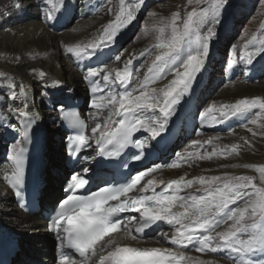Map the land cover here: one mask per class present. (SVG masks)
Wrapping results in <instances>:
<instances>
[{
    "label": "snow or ice",
    "instance_id": "1",
    "mask_svg": "<svg viewBox=\"0 0 264 264\" xmlns=\"http://www.w3.org/2000/svg\"><path fill=\"white\" fill-rule=\"evenodd\" d=\"M41 3L45 22L56 21L68 6L67 0ZM259 3L264 7V0ZM145 4L146 0H119L117 8L107 9L114 19L101 25L92 39L61 45L78 65L97 59L95 67L84 65L81 69L83 79L90 85L91 111L87 120L79 112L66 111L64 106L60 109L62 120L72 130L64 148L70 157L82 163L118 162L128 168L131 162L147 159L152 142L163 137L177 106L204 71L212 41L218 35L216 25L222 23L221 16L231 6V0H187L183 12L177 10L169 19L161 18L151 28H144L145 35L155 33V43L123 61L122 69L109 68L99 59L100 55L134 22ZM10 6L20 12L26 4L24 0H10ZM189 6L191 10H187ZM0 14V18L11 15L6 9H0ZM148 15L154 17L156 13ZM204 28L207 30L202 31ZM257 32L241 36L243 44L239 47L235 43L230 45L227 71L241 63L249 67L264 56V21ZM153 54L141 79L140 69L133 67L134 61ZM14 59L19 63L22 57ZM114 60L121 61V56L116 55ZM30 75L43 82L42 96L49 89H63L62 80L49 78L43 70L32 68ZM0 92V127L19 136L7 150L8 168L3 182L19 207L26 209L27 145L42 118L35 104H29L30 98L35 99L30 86L22 81L17 84L4 71H0ZM253 110L258 111L243 126L252 137H264V131L249 127L264 129V97L213 103L199 113L200 126L223 124L235 117L247 120ZM141 133L147 135H138ZM196 134H201L199 129ZM232 134L229 129V135ZM220 139L211 136L204 141L192 140L166 166L191 167L196 160L226 159L240 155L244 146L253 147L245 136L240 137L242 144L221 146L217 143ZM205 145L211 146V151ZM88 150L95 155H82ZM129 150H133L130 157ZM162 167L165 165L154 164L134 175L128 174L123 180L105 182L95 190L90 187V167L72 171L63 189L65 195L54 203L47 222V230L57 242L55 264H214L211 259L189 255V250L202 256L224 253L233 264L264 262V164L231 165L259 173V184L253 175L229 171L181 175L164 181L154 175ZM9 191L0 192V197L7 198ZM162 223L168 225L171 234L158 231V242L167 241L171 247L124 243L142 240L147 230L159 229Z\"/></svg>",
    "mask_w": 264,
    "mask_h": 264
},
{
    "label": "bare ground",
    "instance_id": "2",
    "mask_svg": "<svg viewBox=\"0 0 264 264\" xmlns=\"http://www.w3.org/2000/svg\"><path fill=\"white\" fill-rule=\"evenodd\" d=\"M106 1L87 0L86 5L85 0H67L68 6L57 20L54 22H45L43 14L44 6L41 0H24L26 7L20 12L11 8L10 0H0V9H6L11 13L7 17L0 18V71H4L13 76L17 84L22 81L30 86L35 99L33 101L30 98L29 104H35V108L39 111L42 118L38 124L41 143L36 146L41 151L39 159L42 166L38 175L37 189L40 193L41 203L45 205H51L55 201V198L60 197V187L58 188V186L67 173L61 134L66 136L68 133H64V128L60 121V109L64 106L65 102H74L79 106L81 115L87 120V114L91 111L89 107L90 85L83 79L81 69L84 65L95 67V63L97 62V59L93 58L91 61H85L83 65H78L74 57L65 54L61 45L62 43L74 44L80 41L86 42L92 39L93 34L100 29L101 25L107 23L104 18L97 15L98 11L102 10V7L106 4ZM94 12L95 14L93 15ZM75 15L78 16V19H82V22L69 27L68 23ZM73 29L76 30L73 31ZM155 42V38L148 37L146 40L135 43L131 47V54L135 53L137 55L144 48L149 47V45ZM115 44L116 40L109 48L104 49L99 59L103 60L108 56L110 57L115 52ZM16 56L22 57L19 63L14 59ZM131 56L129 55V58ZM32 57L35 58L33 59ZM138 63L139 67L142 69L145 68L147 71V67L151 62H143L140 60ZM115 64H117L116 68L122 69L119 63ZM32 68L43 70L48 74L49 78L62 80L64 82L63 89H49L48 94L42 96L41 93L44 91L43 82L30 75V69ZM143 76L144 74L140 78L143 79ZM200 80L199 89L205 86L210 80L207 69ZM195 86L196 82L190 93L177 106V112L170 120L168 129L163 134V137L157 139V142L162 139H169L167 147L164 149L165 154L170 152L174 146H177L182 139L184 129L190 128L193 124L196 126L194 131L198 128L203 130L205 127H208L201 128L199 116H196L200 93L197 88H194ZM218 87L219 90L216 92L217 96L209 103L210 105L213 103L217 105L221 103H233L232 101L237 100L239 97H264V83H248L242 77L234 80L225 79L223 84H220ZM3 91H6V89H3ZM58 101L62 102V104L57 103ZM42 104H45L43 108H41ZM205 110L206 108L202 109V111ZM2 114L0 112V115ZM249 116H252V114ZM41 123H43L44 130L42 129ZM247 123L248 121L243 117L231 118L220 125L227 131L232 129V135H229L225 131L212 135H202L198 138L204 141L211 136H219L221 139L217 143L223 146L224 144L230 145L232 143L242 144L240 137L245 136L251 141L253 147L249 149L247 146H244L241 149L242 160H228V162L220 160L216 163L200 166L203 163H211L219 160L216 157L210 161L196 160L192 162L191 167L184 165L176 169H171L166 166L172 160L165 162L159 160L155 164L165 165V167H162L154 175L164 181L178 178L181 175L192 177L206 173L219 174L224 171L251 175L253 172L247 169L231 167L233 164L243 165L260 162L259 157L264 153V142L250 135V132L243 126ZM15 134L11 129L5 130L3 127H0V140L6 144L3 149L2 147L0 148V192L9 191L3 182V175L8 168L7 150L14 142V140L8 139ZM154 142L156 141L152 143ZM185 147L179 148L177 152L183 151ZM205 148L211 151V146L205 145ZM44 151H46L48 158L45 157ZM93 163L83 162L81 164L93 168ZM146 168L148 167H144V169ZM12 199L13 194L10 191L7 198L0 197V246L14 243L11 264L49 263L55 256L53 245L56 242L55 238H51L46 233L45 221L39 215L30 216L24 213L13 204ZM161 225L162 229L160 231L169 232L170 235L171 231L168 225L163 223ZM8 229H11L12 232L8 231ZM124 243L132 246L139 245L141 247H171L167 241L158 242L157 233L139 241L125 240ZM188 254L193 257L211 259L214 261V264H227L223 260L217 259L215 254L202 256L194 250H189Z\"/></svg>",
    "mask_w": 264,
    "mask_h": 264
},
{
    "label": "rangeland",
    "instance_id": "3",
    "mask_svg": "<svg viewBox=\"0 0 264 264\" xmlns=\"http://www.w3.org/2000/svg\"><path fill=\"white\" fill-rule=\"evenodd\" d=\"M126 2H130V0H126ZM76 3H78V1H76ZM186 4H187V0H146L145 6L140 10L134 22L131 25H129L127 28L123 29L120 32V34L115 38L116 40V44L114 45L115 52L111 54L110 57L108 56L105 59H103V61L108 64L109 68H116L117 64L115 63H119L121 68H123V61L129 59V55L135 54V53L131 54V47L133 46V44L146 40L148 37L155 38V33L152 31H150L147 35H145L143 31L144 28L145 27L151 28L153 24L159 23L161 18L169 19L171 17V14L177 10L183 12ZM118 6H119V0H107L106 4L102 7V10L98 11L97 15H99L101 18H104L108 23L110 20L114 19V16L109 15L107 13V9L109 7L117 8ZM187 10H191V6H189ZM150 12H155L156 15L154 17L149 16L148 13ZM94 14L95 12L93 13V15ZM77 17L78 16L75 15V17L71 21H69L68 23L69 27L80 24L82 22V19H78ZM221 20L222 23L216 25V31L218 35L212 41L210 56L206 63L205 69L201 74L198 75L199 77L195 81L196 86L194 88H197L200 93V99L197 105L196 116L197 115L199 116V113L202 112V109L204 108L207 109L210 106L209 103L212 102V100L215 99L217 96L216 92L219 90L218 86L220 84H223L225 79L234 80L238 77H242L245 78L248 83H253V84L264 83V56L258 57L257 60L254 62V64L249 67H245L241 63V64H237L234 67V69L231 71L226 70L228 50L230 48V45L235 43L239 47L243 44V41L240 39L241 36H244L245 33H247L248 36H250L253 32H257L261 22L264 21V7L260 5L259 0H231V6L227 8L225 12H223L221 16ZM206 30H207L206 28L202 29V31H206ZM257 34L259 35L258 32ZM116 55L121 56V61L114 60V57ZM153 58H154V54L153 56L141 57L139 60L137 59L134 61L133 67L140 69V77L146 72V69L145 68L142 69L141 67H139L138 62L140 60L143 62L146 61L151 62ZM96 65L97 62L95 63V66ZM206 69L208 70V76L210 80L205 86H202V88L199 89L200 88L199 83L201 82L200 79H202L203 73L205 72ZM232 73L233 75H231ZM241 98H245V97H239L237 99H241ZM248 98H252V97H248ZM44 106L45 104L44 105L42 104L41 108H43ZM256 111L258 110H253L252 116H248V119L246 121L252 119ZM261 123H264V121H261ZM41 126L42 129L44 130L43 123H41ZM195 127L196 126L194 125L193 129L190 130V133H187L186 131L183 132L182 139L179 141L177 146H175L172 149L173 154H175V152H177L179 148L189 145L193 139L196 140L202 135L204 136L207 134L212 135L225 131L229 133V131L222 128L220 124H216L211 127H205V129L203 130L198 128L201 134L197 135L196 131H194ZM249 127H252L257 132L264 131V129L258 128L255 125H249ZM61 136L63 137V134H61ZM253 138H256L258 140L261 139V141L264 142V137H261L259 135ZM5 145H6L5 142L0 140V148L2 147L3 149ZM44 155L46 158H48V156H46V151H44ZM171 157L168 156L167 158H171ZM259 158H260V162L259 161L257 163L253 162L252 164L254 165L264 164V153ZM242 159L243 156L242 153L240 152V155L238 156L233 155L226 159L219 158V160H215L211 163H203L200 164V166L216 163L219 162L220 160H223L224 162H228V160L238 161ZM247 170L253 172L251 173V175H253L256 178L255 182L259 184V173L251 169H247ZM8 231L12 232L11 229H8ZM215 257L217 259L223 260L227 264H233L232 260L228 259L224 253L215 254ZM262 264H264V262H262Z\"/></svg>",
    "mask_w": 264,
    "mask_h": 264
}]
</instances>
